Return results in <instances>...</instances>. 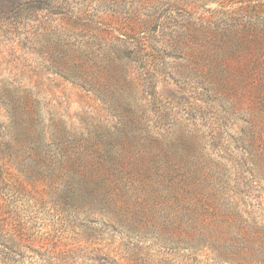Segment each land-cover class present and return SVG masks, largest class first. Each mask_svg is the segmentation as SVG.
<instances>
[{"label":"rangeland","instance_id":"374dc122","mask_svg":"<svg viewBox=\"0 0 264 264\" xmlns=\"http://www.w3.org/2000/svg\"><path fill=\"white\" fill-rule=\"evenodd\" d=\"M243 33L264 0H0V264H264Z\"/></svg>","mask_w":264,"mask_h":264},{"label":"trees","instance_id":"16d2710c","mask_svg":"<svg viewBox=\"0 0 264 264\" xmlns=\"http://www.w3.org/2000/svg\"><path fill=\"white\" fill-rule=\"evenodd\" d=\"M244 4V6H241L237 9L240 12L247 13L250 17H255L254 15L256 13H261L263 8H261L259 5L253 3L252 1H247ZM223 15H229L225 12L222 13ZM194 21L189 23L190 33H189V48L190 50L193 49L191 45L194 43H197L195 47L200 50H204L205 56H210L209 52L213 50H217L220 52V50H228L230 48H236V45H222L220 44L222 41L223 36L216 33V30L206 32L204 30L207 29V27H202L201 33H197V30L193 25ZM250 27V26H249ZM228 33V32H227ZM251 34V33H250ZM246 34L243 33L241 38V42L247 44L253 45V48L250 52L254 53L252 60H251V66L248 67L249 76L246 77L248 82L242 81V85L240 87L241 91H245L249 95H251L254 99H256V103L259 107L262 108L264 101L258 100V99H264V34ZM231 49V50H232ZM195 50V49H193ZM250 50V49H246ZM257 50V52H255ZM208 52V53H207ZM238 51H235L232 53V55H236ZM231 53V52H230ZM231 55V56H232ZM220 66V64H217ZM217 65L209 64L207 68L208 77L213 76L214 72H216V69L218 68ZM227 76H230L228 73ZM220 78V79H218ZM215 79V82H213V78H211L212 81L208 80L210 82V88L212 91L217 90L219 92L220 89H223V91H226L228 88V85H226V81H222L223 77H218ZM247 86L250 87V90H247ZM230 88V87H229ZM228 88V89H229ZM257 110H260L257 106H255ZM193 214H197L198 211H193Z\"/></svg>","mask_w":264,"mask_h":264}]
</instances>
